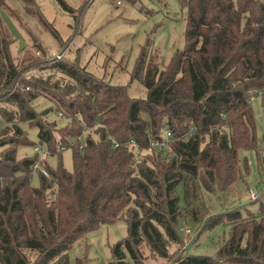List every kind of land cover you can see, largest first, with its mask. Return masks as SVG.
Listing matches in <instances>:
<instances>
[{
	"label": "trees",
	"instance_id": "trees-1",
	"mask_svg": "<svg viewBox=\"0 0 264 264\" xmlns=\"http://www.w3.org/2000/svg\"><path fill=\"white\" fill-rule=\"evenodd\" d=\"M20 1L34 9V0ZM179 3L183 48L162 68L145 52L134 65L131 81L140 80L144 98L75 61L47 57L35 40V52L45 54L20 64L0 19V264H69L77 242L119 218L127 234L111 246L109 264H146L149 255L165 264H264V204L259 215L234 208L203 223L204 194L227 192L247 172L239 152L257 150L251 100L259 96L264 106V0ZM0 9L21 22L7 0ZM39 96L65 117L63 125L47 118L52 107L36 109ZM23 124L37 130L47 154L71 148L72 170L61 162L50 168L37 152L17 157L19 145L32 143ZM188 220L201 231L229 226L215 257L186 252ZM75 264L90 262L83 256Z\"/></svg>",
	"mask_w": 264,
	"mask_h": 264
},
{
	"label": "rangeland",
	"instance_id": "rangeland-1",
	"mask_svg": "<svg viewBox=\"0 0 264 264\" xmlns=\"http://www.w3.org/2000/svg\"><path fill=\"white\" fill-rule=\"evenodd\" d=\"M117 1H120L117 4ZM71 8L65 10L57 0H34V9L28 11L20 0H7L8 6L18 12L21 22L6 9H0V19L14 37L9 50L11 56L20 64L29 63L36 55L32 44L39 43L49 58L60 57L75 61L95 77L110 84L126 86L131 97L144 98L147 91L140 80L131 81V74L137 58L142 52L156 58L159 67L166 65L174 52L184 46L185 11L179 0H64ZM42 16L44 23L38 19ZM56 31L57 37L52 35ZM33 71H39L34 68ZM38 110L52 107L47 118L57 125H63L65 117L59 116L52 102L39 96L34 101ZM256 135L257 150H241L240 160L247 163V172L238 178L225 193L204 194L210 217L237 208L245 214L246 210L255 215L261 213L264 204V106L259 96L251 100ZM3 122L0 118V126ZM32 142L17 147V157L34 155V144L40 145L37 130L23 124ZM87 132L80 136L82 144ZM44 144V143H42ZM45 145V144H44ZM41 156V154H39ZM47 165L55 169L59 162L72 170V149L65 148L58 154L43 156ZM32 184L38 185V173L35 171ZM255 192L258 198L251 200L249 193ZM201 223L188 220L183 224V238L186 252L191 255L215 257L219 245L227 239L229 226L219 222L213 227L201 231ZM187 230V231H186ZM199 233V234H198ZM127 234L124 218L108 224H101L89 232L84 240L77 242L69 252V264H75L76 258L85 256L90 264H109L111 246ZM171 245L169 251L174 250ZM146 264H165L166 259L148 256Z\"/></svg>",
	"mask_w": 264,
	"mask_h": 264
},
{
	"label": "built area",
	"instance_id": "built-area-1",
	"mask_svg": "<svg viewBox=\"0 0 264 264\" xmlns=\"http://www.w3.org/2000/svg\"><path fill=\"white\" fill-rule=\"evenodd\" d=\"M120 3V1H117V4H119ZM57 57H60V55H57ZM165 136L166 137H169L170 136V132L168 131V130H165ZM150 145H156V142L154 141V140H150ZM62 149H64L63 147H62ZM33 150H34V152H37L38 154H41V156H39L40 158H43V156L44 155H46L47 153H48V151H47V148L44 146V145H34V147H33ZM36 167H39L40 168V171L44 174V175H48V173H47V171H46V169L45 168H43V167H41V166H39V163H37L36 165H35ZM249 198L251 199V200H255V199H257L258 198V195H257V193H255V192H250L249 193ZM187 231V230H186ZM222 263V262H221Z\"/></svg>",
	"mask_w": 264,
	"mask_h": 264
}]
</instances>
